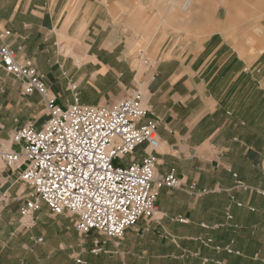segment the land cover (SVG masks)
Segmentation results:
<instances>
[{
  "label": "crops",
  "instance_id": "obj_1",
  "mask_svg": "<svg viewBox=\"0 0 264 264\" xmlns=\"http://www.w3.org/2000/svg\"><path fill=\"white\" fill-rule=\"evenodd\" d=\"M171 1L0 0V46H22L19 61L34 63L60 106L142 92L159 148L144 143L129 161L154 155L158 174L185 185L161 190L155 219L109 239L48 209L22 218L24 167L0 163V264H264V17L193 0L189 22ZM46 114L0 65V150L20 152L13 132Z\"/></svg>",
  "mask_w": 264,
  "mask_h": 264
},
{
  "label": "built area",
  "instance_id": "obj_2",
  "mask_svg": "<svg viewBox=\"0 0 264 264\" xmlns=\"http://www.w3.org/2000/svg\"><path fill=\"white\" fill-rule=\"evenodd\" d=\"M22 50L1 45L0 65L22 82L25 94H39L47 112L42 127L28 123L13 132L20 152L0 150V163L24 167L21 179L32 189L22 218L45 203L54 216H72L79 234L96 231L109 239L122 238L141 219H155L161 190L185 185L174 172L158 174L154 155L125 161L144 143L159 148V120L148 117L142 92L115 106L83 105L77 94L72 105L60 106L34 63L19 61Z\"/></svg>",
  "mask_w": 264,
  "mask_h": 264
},
{
  "label": "rangeland",
  "instance_id": "obj_3",
  "mask_svg": "<svg viewBox=\"0 0 264 264\" xmlns=\"http://www.w3.org/2000/svg\"><path fill=\"white\" fill-rule=\"evenodd\" d=\"M184 1H185V3L186 2H191V7L189 8V10L188 11H184V10H182L181 9V7H182V5H183V3H184ZM218 1H220V3L221 4H224L225 6H228L229 7V5L230 4H233V5H243V6H245V7H248V8H253L254 9V12L255 13H259V16L260 17H264V0H218ZM169 2H171L172 3V1L171 0H169ZM192 2H193V0H177V2L175 3V5L178 7V13H179V15H174L175 17L177 16V17H182L183 19H184V21H189V22H191L192 20H193V18H194V16H195V10H194V3H193V5H192ZM194 2H195V0H194ZM184 3V4H185ZM185 10H187V9H185ZM7 32V31H6ZM5 32V33H6ZM10 32V31H9ZM4 33V34H5ZM11 35H12V33H11ZM10 35V36H11ZM9 37V36H8ZM141 63H143V64H146V58L145 59H143V60H141L140 61ZM36 67V66H35ZM45 77V76H44ZM136 93V91L132 94V95H134ZM131 95V96H132ZM130 96V97H131ZM129 97V98H130ZM74 98H75V96H74ZM128 99V98H127ZM126 100V99H125ZM123 102V101H122ZM115 106V105H114ZM125 161L127 162V161H129V156L128 157H126V159H125ZM20 178H21V175H20ZM23 181V180H22ZM24 182V181H23ZM26 184V183H25ZM30 187V186H29ZM31 189V188H30ZM32 190V189H31ZM42 205H44V206H42ZM42 205H41V208H40V210H45V209H48L49 211H50V208L45 204V203H42ZM50 213H51V211H50ZM52 214V213H51ZM53 215V214H52ZM145 220H151V219H146V218H144Z\"/></svg>",
  "mask_w": 264,
  "mask_h": 264
},
{
  "label": "bare ground",
  "instance_id": "obj_4",
  "mask_svg": "<svg viewBox=\"0 0 264 264\" xmlns=\"http://www.w3.org/2000/svg\"><path fill=\"white\" fill-rule=\"evenodd\" d=\"M188 4H189V2H186V3L184 4V8H185V9L188 8Z\"/></svg>",
  "mask_w": 264,
  "mask_h": 264
}]
</instances>
